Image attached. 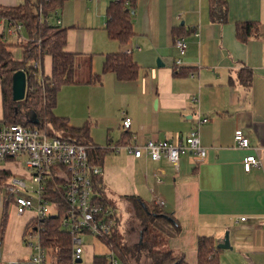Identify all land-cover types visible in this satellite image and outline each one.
<instances>
[{"label": "crops", "instance_id": "obj_1", "mask_svg": "<svg viewBox=\"0 0 264 264\" xmlns=\"http://www.w3.org/2000/svg\"><path fill=\"white\" fill-rule=\"evenodd\" d=\"M24 1L0 3L15 6ZM113 1L65 0L56 16L67 28L65 49L78 53L83 63L91 58L92 72L102 74L100 82L88 83V70L79 67L81 82L64 86L78 90L72 92L71 109L66 100L60 108L73 125L88 122L94 142L109 148L102 166V190L108 198L113 191L139 195L152 204L157 198L164 200L163 209L181 224L169 246L185 252L190 264L197 263L200 235H213L219 244L226 233L224 264H264V0H228L229 20L224 24L211 22L210 0H137L132 18L135 36L127 44L110 38L106 29V10ZM239 21H257L259 36L241 42L235 34ZM179 27L187 31L184 55L172 33ZM10 29L0 20V34L6 43H13L14 57L21 60L22 48ZM9 36H14L12 41ZM129 50L140 68L137 79L122 81L112 72H102L107 54ZM179 58L183 64L177 68ZM242 68L252 71L250 87L239 81ZM42 70L51 74L50 55L42 60ZM0 112L1 120V85ZM125 116L133 120L128 130L122 127ZM200 117L209 121L199 126ZM196 128L207 149V158L200 163L182 154L176 167L164 157L136 158L126 148L142 143L146 135L155 140L182 138ZM238 129L250 138V149L236 146ZM247 154L259 156L262 166L246 172ZM5 200L0 194V222ZM29 221L24 218L19 230H13V248L0 264L29 255L19 245ZM10 230L8 226L4 236L7 245Z\"/></svg>", "mask_w": 264, "mask_h": 264}, {"label": "trees", "instance_id": "obj_2", "mask_svg": "<svg viewBox=\"0 0 264 264\" xmlns=\"http://www.w3.org/2000/svg\"><path fill=\"white\" fill-rule=\"evenodd\" d=\"M65 0H25L15 6L0 3V20L7 24L21 23L28 39L20 40L17 46L22 48V59L17 60L12 52L13 43H6L0 34V85L2 95V119L6 124H24L28 127H38L50 136L68 139L72 142L88 146L89 160L93 165L103 166L109 153L108 147L96 144L91 135V126L85 122L75 126L69 117L58 115L55 109L58 105L59 92L66 85L79 84L81 77L76 78L79 67L88 70V83L100 82L102 74L92 72L91 58L81 62L79 54L67 51V28L57 20V13ZM137 0H115L106 10L108 17L107 32L110 38L121 43H130L135 36L132 18ZM210 20L213 23L224 24L229 20L228 0H210ZM174 41L185 36L183 28H174ZM235 34L241 42L258 37L260 24L257 21H239L235 24ZM52 57L50 75L44 74V84L37 82L30 66L34 60H42L45 56ZM24 70L27 76L26 95L23 100L13 98V75L18 70ZM139 65L134 61L131 52L109 53L103 62V73L112 72L117 79L132 81L139 75ZM239 81L246 87L253 82L252 71L242 68L239 71ZM21 107L30 110L34 118L24 119ZM128 134V133H127ZM130 136V134H128ZM12 175L10 171L0 172V184ZM94 186L96 201L114 210L115 224L108 236L100 237V241L108 251H113L120 264H140L145 257L148 264H190L183 251L166 246L158 248L167 242L170 234L176 236L181 231V224L163 206L149 203L135 194H124L122 198L130 204L134 218L138 223V241L124 240L119 232L120 217L114 204L101 188V175L95 176ZM48 197L60 202V210L43 219L42 223L33 217L26 225L27 229L35 224L42 225V243L49 248L59 264H74L71 258L72 235L63 228L62 219L67 213L68 205L62 191L56 188V180L48 182ZM10 201L5 200L0 222V242L4 239ZM160 223V224H159ZM173 230V232L170 230ZM168 238L167 241H165ZM107 251V252H108ZM107 252L89 253L92 264H109ZM222 248L216 243L213 235H200L197 240L196 264H224L221 256Z\"/></svg>", "mask_w": 264, "mask_h": 264}, {"label": "built area", "instance_id": "obj_3", "mask_svg": "<svg viewBox=\"0 0 264 264\" xmlns=\"http://www.w3.org/2000/svg\"><path fill=\"white\" fill-rule=\"evenodd\" d=\"M9 26L11 33L20 41L23 38V25L14 22ZM175 45L181 55L186 53L187 41L184 36L178 37ZM182 64L181 58L175 62L177 68ZM30 66L37 82L43 85L42 62L34 60ZM190 73L193 75L192 71ZM208 121L209 118L200 117L198 125ZM132 124V117L125 116L122 121L123 129H130ZM234 140L237 147L244 149L252 147L250 138L241 129L235 131ZM113 148L119 150L118 146ZM126 148L136 158H141L144 154L153 160L164 157L176 167L179 166L182 154L191 155L197 163L207 158V149L201 144L198 128L192 129L182 138L155 140L146 135L142 143L129 144ZM87 150L88 146L85 144L50 136L38 127L31 128L24 124L9 125L0 120V172H12V175L0 184V190L18 213L31 210L42 223L44 218L60 210V202L48 197V182L50 179L56 180V188L62 191L68 205L62 226L72 235L71 258L74 264L83 262V254L86 252L84 237L92 236L94 241L98 242L100 237L111 234L115 224L114 210L96 201L95 176L103 174V167L90 162ZM22 166L24 174L16 175L15 172ZM259 166H262L259 156L256 154L245 156L243 167L246 172ZM155 203L163 206L164 200L157 198ZM41 233L42 225L35 224L29 227L24 233V242L32 252L27 257L9 264H59L51 250L43 245ZM106 255L109 264H120L113 251H108ZM78 259L82 260L78 262Z\"/></svg>", "mask_w": 264, "mask_h": 264}, {"label": "rangeland", "instance_id": "obj_4", "mask_svg": "<svg viewBox=\"0 0 264 264\" xmlns=\"http://www.w3.org/2000/svg\"><path fill=\"white\" fill-rule=\"evenodd\" d=\"M22 36H23V38H22L23 40L28 39L27 32L25 29L22 31ZM13 37L14 36H9V40L12 41ZM14 38L16 39V37H14ZM16 55H20V53H17ZM22 57H23V55L21 56V59H22ZM16 58H19V56H16ZM76 78L79 79V71L76 74ZM67 91H69V92H67ZM74 91H78V90H68L65 87H63V89H61V91L59 92V97H58V104L60 105V107L58 109L57 108L55 109V112L58 115L64 116V112H62V110L60 109L61 106H63V104H64V100L68 101L67 102L68 108L71 109V99L73 97L72 92H74ZM20 110H21V113H22L24 119L34 118V115H33L34 113L31 112L30 110H27L24 107H21ZM65 112H67V110H65ZM0 116H1V112H0ZM23 166L20 170H18V172H15L16 175H20V173L24 174V172H22ZM30 184H32V182H30ZM111 193H112V196H110L109 194L108 195L111 197L110 200L114 204L115 209L117 210L119 217H120V225H119L120 235L123 237L124 240L138 241V232L134 230L135 228L138 229V226H137L138 223L136 222V219L134 218V213H133V210H132L130 204H128L122 198V196H120L118 194H116V195L113 194V191H111ZM0 194H2V195L4 194L2 192V190H0ZM33 217H34L33 211L28 210L22 214H19L16 211L15 207L12 204L10 205L9 210H8V223H7V227L10 226V229H12V230H10V233L8 236L10 239V242L8 243L9 245H7V240L5 238L1 241L2 243L0 242L1 243L0 244V262L6 261L4 254L7 252L10 253L11 249L13 248V245H12L13 244V237L11 234L13 232V230L14 231L16 229L19 230L21 223H22L24 218H27L29 221ZM170 230L173 232L171 227H170ZM6 231H7V228H6ZM5 235H7L6 232H5ZM169 236H170V238L174 237L173 234H170ZM84 239H85V245H86V252L83 254V262L81 264H92L91 258H90V255L88 254V252L89 253H92V252L99 253V252H107L108 251L105 248V245L103 243H101L100 241H98V242L94 241V237L86 236V237H84ZM167 240H168V238L165 241H167ZM20 243L21 242L19 240V245H21V247L27 248L29 253L32 252V249L29 248L28 246H26L25 242H24L25 244L24 243L20 244ZM166 246H169V242H167V245L165 244V242L162 243L158 248L167 249ZM7 249H8V251H7ZM140 260H141L140 264H148V261L146 260L145 257H141Z\"/></svg>", "mask_w": 264, "mask_h": 264}, {"label": "water", "instance_id": "obj_5", "mask_svg": "<svg viewBox=\"0 0 264 264\" xmlns=\"http://www.w3.org/2000/svg\"><path fill=\"white\" fill-rule=\"evenodd\" d=\"M26 87H27V76L24 70H18L13 75V98L14 100H23L26 95ZM1 244V243H0ZM219 247L227 248L229 247V235L226 233V237L224 243H219ZM82 259H78L80 262Z\"/></svg>", "mask_w": 264, "mask_h": 264}]
</instances>
